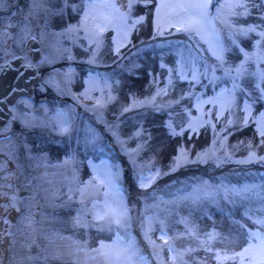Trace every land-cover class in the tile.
<instances>
[{"label": "snow or ice", "instance_id": "1", "mask_svg": "<svg viewBox=\"0 0 264 264\" xmlns=\"http://www.w3.org/2000/svg\"><path fill=\"white\" fill-rule=\"evenodd\" d=\"M145 31L159 43L141 45L174 54L171 67L161 57L159 74L131 59L121 67L125 50L143 51L135 41ZM46 43L59 59L73 60L77 47L90 64L111 56L128 78H150L148 94L99 73L89 74L84 90L73 93L75 73L55 68ZM45 65L47 75L41 72ZM34 81L41 94L51 88L57 97L71 95L73 104L38 108L29 94ZM161 95L170 96L167 103L157 100ZM193 98L201 119L188 115ZM202 105L219 110L204 111ZM77 107L103 127L84 125L81 136ZM0 117V264L61 260V253L37 243L33 209L40 199L61 210L81 236L74 254L91 249L98 264H264V185L167 182L191 164L220 167L230 161L225 141L246 129L251 138L231 146L247 148L237 163H264L256 151L264 148V0H0ZM209 127L212 147L195 151L194 141ZM37 134L41 139H33ZM105 134L127 157V172L115 161L105 159L98 167L88 158L105 151ZM49 169L65 173L60 187L41 183ZM82 169L89 179L82 178ZM134 212L151 260L130 231Z\"/></svg>", "mask_w": 264, "mask_h": 264}, {"label": "rangeland", "instance_id": "2", "mask_svg": "<svg viewBox=\"0 0 264 264\" xmlns=\"http://www.w3.org/2000/svg\"><path fill=\"white\" fill-rule=\"evenodd\" d=\"M174 39V37H173ZM51 43H55L54 40H51ZM150 44H157L159 41L151 39ZM66 47H71L67 43L65 44ZM140 48L143 49L140 53L142 54H147V50L149 47H146L144 45H140ZM76 50H79L80 53L83 55H78L74 56V59L69 61L67 59H59L56 56V53L54 50L46 45L44 46V51L51 55L55 59V68L58 71H64L69 68L75 73V80L72 85V92L79 94L84 90V85L83 82L88 79L89 74L92 76H95L97 73L101 75H109L114 78L117 75L118 71L121 70V68H117L113 63H112V57L105 55L103 57H100V62L98 64H90L87 63L88 59V54L84 52L82 48H72L71 51L72 53ZM248 51H252L251 47L249 46ZM129 58V57H128ZM127 57L125 59H128ZM74 61V62H73ZM172 62V60H171ZM86 63L85 67L83 66V71L84 75L83 77H80L78 74V69L76 67L72 66H79L80 64ZM79 64V65H78ZM173 66V63L171 64ZM171 65H166V67H171ZM44 71H47L45 74L47 75L50 72V68L45 65L42 68ZM115 69V71H114ZM158 73V72H157ZM159 74V73H158ZM164 81L166 83L167 78H164ZM165 83L160 84V87L163 88L165 86ZM228 87H231L229 84ZM76 89V91L74 90ZM51 89V88H50ZM127 90V89H125ZM39 91V90H38ZM53 91V90H52ZM154 91V90H153ZM54 92V91H53ZM193 92L196 93V95H199V92H196L195 89H193ZM41 96V92H39ZM95 96H99V92L93 93ZM66 100V104H63V102L60 101V104L57 103V101H49L47 102L46 100H43L42 102H39L38 100H33L32 102L35 103V105L39 108L41 104L48 105L51 108L55 107H62L65 105H72L73 104V99L71 95H66L63 96ZM169 97H165L163 95L158 96L157 100L158 101H163L167 103L169 100ZM207 97H204L206 99ZM63 101V100H62ZM238 102L240 104V109L238 114L243 113V100L238 98ZM204 111H218L219 109H212L210 105H202L201 106ZM191 108V110H190ZM188 109V115L193 119H201L202 118V112L198 111L196 108V101L193 98L191 100V107ZM254 113H255V107H254ZM76 112L78 114V118L76 119V129L77 132L82 136L83 135V127L84 125H92L97 128H102V124H97L95 117L91 112H85L84 108L82 107H77ZM42 114V112L38 113ZM52 113H49L51 115ZM258 115V113H255ZM225 117H228L230 113L224 112L223 114ZM111 117L109 116V119ZM218 124H222L223 120L220 122H217ZM251 123V122H250ZM19 127V126H17ZM203 130V129H201ZM200 130V131H201ZM219 132V128L217 129ZM208 133H209V145L206 148H211L212 147V131L211 128H208ZM33 139H41L40 135L37 134L36 136L33 137ZM59 139V137H57ZM103 143L106 146V149L104 152L96 151V152H91L88 156L90 160H92V163L98 167H103L102 161L107 159L109 161H115L117 165H119L124 172H127L129 169V165L127 162V157L122 155L120 152L119 146H114L111 140L107 137V134L104 135L103 138ZM233 145L237 144H232L229 145L227 141H225V147L228 148V150L231 152L232 159L228 161L227 163H223L220 165V167H216L215 163L212 161H209L207 164H191L187 168L181 169L180 172L175 174V177L173 178H168L167 182L172 183L175 178H178L181 181H185L186 183H195L197 178L203 179V180H209L213 184H221L223 183L224 185L228 187H240L245 184H255L257 186L264 185V163L260 161H254L251 163H237V161H242L246 158L247 156V148L244 145H239L238 147H231ZM71 147H75V134L73 135V139L70 142ZM218 146V145H217ZM83 149H81V152ZM223 153H221L222 155ZM258 155H264V152L262 154ZM60 159L63 160L64 156L63 153L60 156ZM193 159L195 157L193 156ZM52 163H56V161H52ZM159 163H167L166 160H161ZM254 165H259L255 169H251L250 167H253ZM229 166V167H226ZM249 168V169H248ZM257 169V170H256ZM49 175L45 178V181H41V183L44 184V187H53L57 188L60 187L63 180H64V172L59 169H49ZM214 171H220L222 173L213 176L210 172ZM84 172V169H82L81 173ZM88 173L92 172V169L88 168L87 169ZM210 175V176H209ZM84 179L87 180L89 179L88 175L84 176ZM123 179V177H122ZM46 181L51 182L50 184ZM165 181H161V185H163ZM190 190V189H189ZM99 198L102 200L103 197V191L100 192ZM40 207L39 208H34L33 211L36 213V238H37V243L40 245L42 248H51L52 250L61 253L62 258L60 261L54 262V264H98V261L92 259V256H94V253H91V249H89L90 254H74L75 253V246H74V241L75 240H81V236L76 230H73L68 226V224L65 222L66 217H58L49 214L52 212V207L48 205V203L40 199L39 200ZM46 210H51L49 214H46ZM57 210V209H55ZM141 211H143L142 205H141ZM134 217L136 219L133 222V227L130 229L132 234L137 237V240L140 242V247L143 251V254L148 257L151 260V248L147 246L146 243L143 242V238L140 235V224H139V216L136 212L133 213ZM55 217V218H54ZM55 220V221H54ZM176 227L180 230H182V226L176 225ZM15 231V229H14ZM58 234V235H57ZM51 239L50 238H53ZM60 237H65L64 239ZM81 242H83L81 240ZM109 242L110 241H106ZM158 244H162L161 241L157 240ZM165 248L167 246H164ZM152 264H155V261H152ZM227 264V262H226Z\"/></svg>", "mask_w": 264, "mask_h": 264}, {"label": "trees", "instance_id": "3", "mask_svg": "<svg viewBox=\"0 0 264 264\" xmlns=\"http://www.w3.org/2000/svg\"><path fill=\"white\" fill-rule=\"evenodd\" d=\"M148 36L147 31H145L141 35V39H145ZM136 42V41H135ZM137 43V42H136ZM127 54L130 52L128 50H125ZM129 57V58H128ZM161 57H163V62L167 65H171L174 60V55H127L128 59H124L121 61V67L124 64L128 63V60H135L136 63L142 64L146 68H156L157 72L160 73L162 70L158 67V65L161 63ZM172 60V62H171ZM172 66V65H171ZM116 78L124 80L125 84H131L133 86V90L140 94L141 96L148 94L149 91V84H150V78L146 77L145 75L141 74L139 79L135 78H128L126 75L122 73L121 70L118 71ZM162 84V83H161ZM127 89V88H125ZM124 89V92H127V90ZM154 88L152 89V91ZM211 94V93H209ZM170 99V98H169ZM191 110V108H190ZM133 118V122H134ZM250 127L252 131H254V126L250 123ZM203 132V130H201ZM251 138V131L245 130L244 132H236L234 134L228 135V144H237L238 140H247ZM256 141H259V137H256ZM194 150L195 151H201L204 148L208 147L209 145V133L208 131L205 132L203 135H200L198 139L194 141ZM258 154H262L264 152V148H257L256 149ZM229 167V166H226ZM213 176H216L222 172L220 171H214L210 172ZM210 176V175H209Z\"/></svg>", "mask_w": 264, "mask_h": 264}, {"label": "water", "instance_id": "4", "mask_svg": "<svg viewBox=\"0 0 264 264\" xmlns=\"http://www.w3.org/2000/svg\"><path fill=\"white\" fill-rule=\"evenodd\" d=\"M37 48H39V46L37 45ZM35 56H36V58L38 59L39 58V53L37 52V53H35L34 54ZM32 77L31 76H29V79H31ZM34 86H35V81L33 82V84H31V85H29V94H31L32 93V91H33V89H34ZM2 117H0V121H2Z\"/></svg>", "mask_w": 264, "mask_h": 264}]
</instances>
